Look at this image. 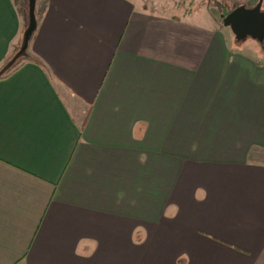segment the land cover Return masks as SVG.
I'll return each mask as SVG.
<instances>
[{
  "label": "crops",
  "instance_id": "crops-1",
  "mask_svg": "<svg viewBox=\"0 0 264 264\" xmlns=\"http://www.w3.org/2000/svg\"><path fill=\"white\" fill-rule=\"evenodd\" d=\"M155 4L36 0L46 67L0 79V264H264V51ZM29 23L0 0V69Z\"/></svg>",
  "mask_w": 264,
  "mask_h": 264
},
{
  "label": "water",
  "instance_id": "water-1",
  "mask_svg": "<svg viewBox=\"0 0 264 264\" xmlns=\"http://www.w3.org/2000/svg\"><path fill=\"white\" fill-rule=\"evenodd\" d=\"M262 3L263 0H259L253 7L239 5L226 16H222L223 25L231 29L237 41H244L247 38H251L260 44L264 43V11L262 10ZM35 11L36 0H29V26L24 32L23 43L20 50L5 69L10 68L19 58L26 54L29 42L37 29Z\"/></svg>",
  "mask_w": 264,
  "mask_h": 264
},
{
  "label": "rangeland",
  "instance_id": "rangeland-1",
  "mask_svg": "<svg viewBox=\"0 0 264 264\" xmlns=\"http://www.w3.org/2000/svg\"><path fill=\"white\" fill-rule=\"evenodd\" d=\"M139 1H149L151 3H156L155 6L157 7V9L170 13L169 15H172V14L182 15L184 12H188L192 14V16H196V17L202 14L204 15L206 14L205 16L214 15L218 21L221 20L222 22V16L220 14V11L216 7L215 3L207 1V0H139ZM225 1H228V0H225ZM228 2L233 3L232 0ZM231 3H230V6L234 7V5ZM262 10L264 11V1L262 3ZM226 28L228 30V35L230 37L231 43L234 47H238L240 50L246 53H249V54L258 52L260 51V49L264 51V43L260 44L256 40H253L251 38H247L244 41H237V42L234 41L235 40L234 34L232 33L229 27H226ZM21 45H22V42L19 43V46L16 48L17 50H15L11 54V56H9L8 60L6 61L5 67L9 64V62L13 59L16 53L20 50ZM262 58L264 59V56H262ZM21 61L22 60H19L18 62L17 60V63H21ZM255 161L264 163V155L260 156L259 159Z\"/></svg>",
  "mask_w": 264,
  "mask_h": 264
},
{
  "label": "trees",
  "instance_id": "trees-1",
  "mask_svg": "<svg viewBox=\"0 0 264 264\" xmlns=\"http://www.w3.org/2000/svg\"><path fill=\"white\" fill-rule=\"evenodd\" d=\"M207 1H210V2H214L216 7L218 8V10L220 11V14L221 16H226L227 14H229L233 9L234 7L230 6V3L228 1H225V0H207ZM222 21H223V18H222ZM36 32V30H35ZM35 32L33 33V36L29 42V44L31 43V41L33 40L34 36H35ZM235 39V37H234ZM235 41L237 42V40L235 39ZM23 43V42H22ZM22 46V45H21ZM29 47V46H28ZM28 50V49H27ZM27 54H25L24 56H22L21 58L18 59V62L19 60H22L21 63H17V61L12 65V67L8 68V69H5V64H6V61L8 60V58L5 60L4 62V65H3V68L0 70V79L1 78H4L6 77L7 75H9L13 70L17 69L23 61L25 60H28V61H31V62H34L42 67H46V65L35 55H32L31 53H29L28 51L26 52ZM264 155V149L262 148H253L251 153H250V158L252 157H260Z\"/></svg>",
  "mask_w": 264,
  "mask_h": 264
}]
</instances>
